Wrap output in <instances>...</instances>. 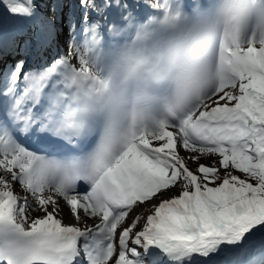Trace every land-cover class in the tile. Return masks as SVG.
<instances>
[{
  "label": "snow or ice",
  "instance_id": "snow-or-ice-1",
  "mask_svg": "<svg viewBox=\"0 0 264 264\" xmlns=\"http://www.w3.org/2000/svg\"><path fill=\"white\" fill-rule=\"evenodd\" d=\"M0 3V264H264V0Z\"/></svg>",
  "mask_w": 264,
  "mask_h": 264
},
{
  "label": "rangeland",
  "instance_id": "rangeland-1",
  "mask_svg": "<svg viewBox=\"0 0 264 264\" xmlns=\"http://www.w3.org/2000/svg\"><path fill=\"white\" fill-rule=\"evenodd\" d=\"M59 2L63 3V5H65V3L68 4V8L65 11V16H67L70 13H74V15L77 14V9H76L77 2H75V0H59ZM149 2H151V0ZM63 13L64 12H62V14ZM75 18H76V15H75ZM61 28H62L61 33H62L63 36H65L66 33L68 32V29L66 30V25L64 24L63 20H62ZM60 41H61V39H59V42H58L59 48L65 49L67 52H69V44H66V45L63 46L62 43H60ZM73 59H74V62H76L75 66H78L77 60L75 58H72V60ZM179 153L181 154V156H185L186 152H185V150L183 148H179ZM210 157H212V160H208V158H206V157H201L199 162L202 163V164H205L207 166H211L214 163L218 164L219 157H216V156H210ZM188 166H189L190 169H194L197 165L192 163V162H190V163H188ZM220 174H221V176L224 175V170L223 169H220ZM233 174H236V175L240 176L241 178H244L242 173L234 172ZM14 190L16 192H19L20 193L19 195H21V196L24 195V193L20 190V188L18 186ZM170 192H172L171 193L172 195H177L178 194V189L177 190L172 189V190H170ZM49 210H51V206L49 207ZM41 215H43V213L32 212L31 213V218H36V217L41 216ZM68 216H69V218L65 222H63V221L62 222L65 223V224H68L69 222L75 223V221L70 217V215H68ZM128 219L131 220L132 218L129 216ZM96 222L97 221H94V220H88L87 221V225L88 226H92ZM79 226L83 227L84 224L82 223Z\"/></svg>",
  "mask_w": 264,
  "mask_h": 264
},
{
  "label": "bare ground",
  "instance_id": "bare-ground-1",
  "mask_svg": "<svg viewBox=\"0 0 264 264\" xmlns=\"http://www.w3.org/2000/svg\"><path fill=\"white\" fill-rule=\"evenodd\" d=\"M146 4L149 6V3H148V1H146ZM82 12V11H81ZM2 17H4V18H6L7 19V14L5 13V10L4 11H0V18H2ZM97 17L96 16H94V15H91L90 16V20H94V19H96ZM188 155H190L189 153H185V156H188ZM194 155V154H193ZM206 158H208V160H212V157H206ZM191 161H189V163H190ZM174 190H177L176 188H173ZM172 190V189H171ZM17 194H20L19 192H16ZM172 192H169V194L170 195H172L171 194ZM57 200H58V203H60V205H61V208L63 209V211H61V213L58 215L59 217H57V218H59V219H61L63 222H65L68 218H69V210L67 209V208H65L64 207V202H63V200L62 199H60V198H57ZM139 211H141V209L140 208H137L136 209V211L135 212H133L131 215H130V217L132 218L135 214H136V212H139ZM148 214H150L149 212H145L144 213V215H145V217L148 215ZM68 224H73V222H69Z\"/></svg>",
  "mask_w": 264,
  "mask_h": 264
},
{
  "label": "trees",
  "instance_id": "trees-1",
  "mask_svg": "<svg viewBox=\"0 0 264 264\" xmlns=\"http://www.w3.org/2000/svg\"><path fill=\"white\" fill-rule=\"evenodd\" d=\"M48 0H34L35 5L37 6V8L39 9V11L44 15V16H51L52 13L50 12L49 9V3H47ZM3 3H0V5H2Z\"/></svg>",
  "mask_w": 264,
  "mask_h": 264
}]
</instances>
